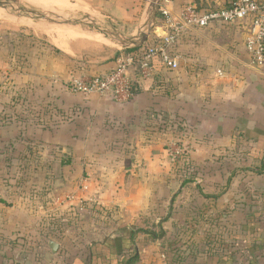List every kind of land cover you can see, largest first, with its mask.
Segmentation results:
<instances>
[{"label": "crops", "instance_id": "0c3cea01", "mask_svg": "<svg viewBox=\"0 0 264 264\" xmlns=\"http://www.w3.org/2000/svg\"><path fill=\"white\" fill-rule=\"evenodd\" d=\"M102 1L121 17L137 16L140 25L149 3V0L145 3L143 0ZM232 1L172 0L170 7L173 15L178 16L187 4L204 11L228 6ZM0 11L7 14L1 7ZM250 27V21H245L187 29L172 47L179 58V68L168 70L155 57L152 76L141 78L132 74L137 93L129 102L99 95L71 98L80 103L79 114L71 118V124L79 129L84 128L85 123L88 130L86 138L75 132L69 142L84 146L75 149L77 152L72 157L75 163H82L80 167L87 175L74 200L75 203H82V198L90 201V210L95 214L93 224L99 228L88 232L86 237L94 238L96 243L73 254L75 257L70 264H124V251L128 247L118 250L113 261L100 253L97 257L92 250L111 241L126 242L127 234L141 217L152 216L159 221L162 215L174 214L177 210L173 201L175 194L185 193L187 189L196 195L199 207L208 206L214 211L215 231L221 236H230L229 248L235 249L223 252L218 246L220 234L215 232L214 246H207L206 242L203 252H183L189 256V263L237 264L234 255L238 254V249L241 255L247 252L251 262H257L256 253L260 249L254 248L264 244V65L253 64L247 51L245 39ZM167 30L165 17L159 12L149 41ZM38 66V79L45 83L46 60L39 59ZM115 66L113 56L90 72L106 74ZM23 71L29 81L32 72ZM161 81L165 84L159 86ZM47 94L45 87L39 86V101L45 102ZM146 110L154 114V124L163 114L186 129L181 141L187 147L188 162L194 166V181L185 183L186 188L179 184L174 170L164 168L163 162L169 157L166 149L158 148L173 136L156 132L144 143L135 141V130L138 122L144 120ZM148 121L152 123V118ZM169 195L172 196L170 202L166 199ZM194 206L191 204L192 208ZM224 216L223 224H229L228 232L216 226ZM168 219L171 220V216ZM175 234L172 233V237L177 239ZM205 235L197 237L205 240ZM191 236L189 238H193ZM135 242L133 254L139 255V261L134 264H163L158 258L159 252L146 249L140 255L143 244L137 238ZM175 253L168 256L170 260H175Z\"/></svg>", "mask_w": 264, "mask_h": 264}, {"label": "rangeland", "instance_id": "374dc122", "mask_svg": "<svg viewBox=\"0 0 264 264\" xmlns=\"http://www.w3.org/2000/svg\"><path fill=\"white\" fill-rule=\"evenodd\" d=\"M18 1L21 8H48L30 0H24L29 5ZM80 1L83 9L77 12H50L52 16L82 19L85 21L83 24H58L12 12H7V17L0 19V264H70L72 257L96 243L94 238H86L88 232L99 228L93 224L95 214L90 210V201L82 198V203H75L68 196H76L81 190V182L87 178L80 167L82 163H75L76 159L72 157L77 152L75 149L84 146L69 144L73 133L85 138L88 133L85 123L84 128L79 129L71 124V118L79 114L80 106L71 98L97 94L74 92L70 82L74 75H99L90 71L108 58L114 56L117 60L120 54L130 53L102 29L117 28L127 36H133L145 25V16L140 25L137 16L121 17L102 0ZM58 42L62 44L58 45ZM149 45L151 41L148 40L145 46ZM39 59L46 60L45 83L38 79ZM23 69L32 72L29 81L26 74L23 76ZM130 74L131 77L133 74L143 78L138 65L130 70ZM161 84L165 82L161 81L159 86ZM42 85L48 92L45 102L37 97ZM145 114L135 130V141L144 143L156 132L173 136V141H165L158 148L160 151L166 149L169 158L163 162L164 168L174 170L181 185L184 170L194 166L188 162L187 150L175 160H172V153L185 146L181 136L186 129L179 123H172L163 114L154 124V114L147 110ZM149 118H152V123H149ZM68 159L71 162L63 164ZM195 189V194H198ZM169 196L166 198L168 202L172 199ZM173 201L177 209L174 214L162 215L159 221L152 216L146 219L156 234L160 235V225L167 234L161 238L138 234L136 238L143 244L139 252L140 255L146 249L147 252H159L158 258L163 260V264H171L177 259L179 263L182 261L180 264H190L189 256L183 252H203L206 242L207 246H214L213 233L218 231L210 225L196 227L191 216V204H199L189 189L175 194ZM170 216L171 220L168 219ZM228 227L229 224L225 223L222 232H228ZM175 231L181 233V238L172 246L176 253L173 255L175 260H170L168 256L172 251H167L166 240L174 239L172 233ZM203 234H206V239H198L197 236ZM222 236L220 234L218 246L223 252H230L231 238ZM50 240L57 243L55 252L49 246ZM258 248L255 263L251 262V257L248 258L247 252L241 255L242 251L238 249V254H233L238 259L237 264H264V244ZM124 252L125 258H130L136 248L134 246ZM142 257L146 260L145 256Z\"/></svg>", "mask_w": 264, "mask_h": 264}, {"label": "built area", "instance_id": "2783aa9c", "mask_svg": "<svg viewBox=\"0 0 264 264\" xmlns=\"http://www.w3.org/2000/svg\"><path fill=\"white\" fill-rule=\"evenodd\" d=\"M172 0H161L159 12L165 17L167 31L156 36L151 45L143 46L128 54H120L114 69L106 74L74 75L71 89L82 95L97 94L110 97L118 102H129L134 96L133 79L130 70L138 65L143 78H149L155 72V57L164 68L177 70L179 58L172 47L187 29L205 28L213 23L234 24L250 21L251 27L245 43L252 62L256 66L264 65V0H233L228 6L201 11L194 4L185 5L178 16L173 15L170 7ZM187 150L186 146L172 153L175 160ZM74 199L73 195L68 196Z\"/></svg>", "mask_w": 264, "mask_h": 264}, {"label": "trees", "instance_id": "16d2710c", "mask_svg": "<svg viewBox=\"0 0 264 264\" xmlns=\"http://www.w3.org/2000/svg\"><path fill=\"white\" fill-rule=\"evenodd\" d=\"M154 40V39H153ZM139 48H133V49H127V52H132L135 51ZM135 84H133V90L134 93H137V90L135 88ZM43 125H47L46 123H42ZM40 125V123H39ZM41 127V125H40ZM46 128L48 129V126H46ZM43 130V128H42ZM71 162L70 159H68L67 161H65L63 164H69ZM264 163V162H262ZM182 185H184L187 182H192L194 181V177H193V173H192V169L189 170H184V175L182 176ZM229 182V181H228ZM207 197H214V195H210L207 194ZM195 206L192 208L191 207V216H193L194 222L196 227H203L204 225H210L211 227H214V223L215 220L212 219L211 217L214 215V212H212V210H208V206H204V207H199L197 204H194ZM226 218V216L221 217V221H218L217 225L218 227H223V223L225 222L224 219ZM197 228L196 231H197ZM176 233L175 235H178L177 239H170L168 238L167 241V251H172L174 252L172 246H175L176 242L181 238L179 237L181 235V233H177V231L173 232ZM195 233V232H194ZM219 234V232H216ZM138 234H144L147 236H154L155 238H161V237H165V235L167 234L164 230V228L162 227V225H160V235L156 234L155 231L151 230L149 228V226L146 223V219L144 217H141L137 223L135 224V226L133 227V229L131 230V232H129L127 234V241L123 242V241H111L108 242L107 244L105 243V245H102L101 247H96L94 250H92L93 252H96L97 257H100L99 253L101 254V256L103 257H108L111 261L115 260L117 255L119 254L118 250H122L124 249V247H134L136 248V237ZM158 235V236H157ZM114 243V244H113ZM165 244V243H164ZM130 246V247H129ZM101 248V249H100ZM127 248V249H128ZM141 248V247H140ZM255 250H258V247L254 248ZM105 252V253H104ZM106 252H109L108 254ZM139 259V255L138 254H133L130 258H125L124 259V264H134L137 260ZM225 259V257L223 258ZM225 261V260H224ZM178 262L177 260L174 262H171V264H176Z\"/></svg>", "mask_w": 264, "mask_h": 264}, {"label": "water", "instance_id": "95a60500", "mask_svg": "<svg viewBox=\"0 0 264 264\" xmlns=\"http://www.w3.org/2000/svg\"><path fill=\"white\" fill-rule=\"evenodd\" d=\"M160 2L161 0H149L145 13V25L133 36H127L117 28H113L112 30L102 29V31L114 42L125 47L126 49L141 48L149 40L150 35L156 26ZM0 7L8 13L12 12L16 15L23 13L30 18H37L58 24L85 23L84 20L78 18H70L68 16H61L57 14L52 16L50 10L42 7L37 10L21 8L20 2L18 0H0ZM49 246L53 252L57 250V243L55 241L50 240Z\"/></svg>", "mask_w": 264, "mask_h": 264}, {"label": "bare ground", "instance_id": "6f19581e", "mask_svg": "<svg viewBox=\"0 0 264 264\" xmlns=\"http://www.w3.org/2000/svg\"><path fill=\"white\" fill-rule=\"evenodd\" d=\"M20 1H22L21 3L29 5V3L25 2L24 0H20ZM30 1L34 2V3L41 4L43 6H46L49 8V10H56V11L67 10V11L73 13V12H77L78 10L83 9V3L80 0H30ZM6 17H7V14H5V12L0 11V19L6 18ZM13 19H15V17H13ZM31 24L32 23H30V25ZM42 27H44V26H42ZM46 28L47 27H45V29ZM48 30H49V27H48ZM61 44L62 43L58 42V45H61Z\"/></svg>", "mask_w": 264, "mask_h": 264}]
</instances>
